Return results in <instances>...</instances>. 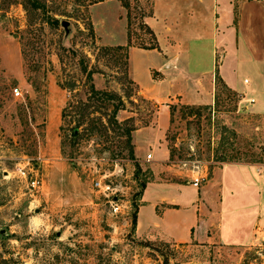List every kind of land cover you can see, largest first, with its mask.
<instances>
[{
    "label": "rangeland",
    "instance_id": "rangeland-1",
    "mask_svg": "<svg viewBox=\"0 0 264 264\" xmlns=\"http://www.w3.org/2000/svg\"><path fill=\"white\" fill-rule=\"evenodd\" d=\"M20 1L0 0V264H163L166 258L167 264H264V243L207 246L169 239L175 233L192 239L190 226L199 219V233L215 232L219 224L223 241L249 239L250 209L231 193L226 166H214L263 163L264 116L249 112L241 94L216 79L210 103L167 100L170 117L163 130L165 112L158 114L159 102L141 92L166 97L191 61L195 69L189 70L209 90L211 72L223 58V40L229 77L237 89L247 88L243 78L251 82L248 67L238 73L231 67L235 58L229 11L216 18L211 0H132L128 26L119 0H47L58 24L50 25L37 11L31 33ZM224 2L217 0L218 12ZM142 21L154 30L170 67L161 65L163 58L153 48H146L155 39ZM128 31L132 45L125 68L122 50L99 47L125 44ZM186 46L188 52L182 49ZM82 54L93 69L95 88L114 93V98L89 91L91 80L79 63ZM187 55L191 57L185 61ZM134 76L138 83L130 80ZM62 81H74V87L68 89ZM118 98L119 122L110 124ZM91 118L93 131L85 128ZM126 126L133 127L134 159L125 143ZM160 140L170 150L168 163L174 171L210 174L209 182L195 187L190 181H150L141 196V181L150 180L151 169L162 170ZM146 152L152 153L149 162L142 159ZM221 172L227 184L220 193L216 179ZM33 178L37 186L31 185ZM98 178L109 181L115 192L96 188ZM153 201L159 208L176 205H165L158 213ZM138 204L136 227L132 217Z\"/></svg>",
    "mask_w": 264,
    "mask_h": 264
},
{
    "label": "crops",
    "instance_id": "crops-1",
    "mask_svg": "<svg viewBox=\"0 0 264 264\" xmlns=\"http://www.w3.org/2000/svg\"><path fill=\"white\" fill-rule=\"evenodd\" d=\"M202 1V0H199ZM212 5L215 8L213 11L216 18H220V13H226L229 11L231 14V22L228 24L229 27L233 30V51L235 63L234 72L238 73L239 69L242 67H248V70L251 74V82L247 77L243 78V82L249 83V86L243 90H239L236 88L229 77L228 67L224 65V60L226 58V53H228V49L226 47V41H222V45L220 46L221 55L223 58H220L219 66L214 67L216 69L215 73L211 72L210 77V89L206 90V81L199 79L198 77H194L195 71H191L189 69L193 68L194 65L189 63L185 65L186 71L184 72L183 77L180 78V83H177L178 86H174L172 90H169L168 95L165 96H157L156 93L149 94L142 89V93L145 94L149 98H153V100H157L159 102V112L164 111L166 114V122L163 125V130L169 124L170 110L168 102L170 101H180L187 104H202V103H210L213 100L214 90L216 86L217 76L220 81H223L227 86L232 88L233 90L238 91L241 94V101L245 103V106L248 107L249 112L255 115L264 116V0H224L225 2L222 5L221 12H218V4L217 0H211ZM223 2V0H222ZM215 4V6H214ZM154 31V30H153ZM182 49L188 52V47H182ZM153 50L158 52L160 56L163 58L162 64H166V67H170L171 63L168 62L169 58L166 53L161 50L158 41L157 45L153 47ZM131 51V49H130ZM178 54L175 53L174 57ZM191 56L187 55V58ZM194 60V58H193ZM223 60V61H222ZM214 58L212 59V67L214 66ZM216 63V62H215ZM226 64V62H225ZM228 64V63H227ZM156 64H153V69H155ZM193 66V67H192ZM157 70V69H156ZM201 74H205V70L200 72ZM136 76L134 79L137 83L139 82ZM252 99V101H250ZM158 117V116H157ZM156 126V124H155ZM140 128H136L133 131V142L136 143L134 138V132ZM159 140V139H158ZM158 147L161 149V156L163 157L160 162L162 165V170L153 172L150 180L146 182L145 187L141 191V196L144 193V190L150 181L152 183H169L171 182H188L195 187H199L201 183L209 182L208 177L205 176L204 179L198 182L197 185L192 183L193 177L195 174L192 172L181 173V170H176L173 167V164L168 163L170 157V150L168 146L160 140L156 142ZM135 147V145H134ZM136 152V151H135ZM147 153V152H146ZM145 153V156H146ZM136 154V153H135ZM137 155V154H136ZM138 156V155H137ZM142 158L144 161H150L149 159ZM152 158V153L151 157ZM226 166V172L229 177V186L231 193L236 194V197L239 198V201L246 202V205L250 209L248 212V219L250 220V231H247L246 235H250L249 239H246L244 242H226L220 238V233L218 231L219 224L215 227V232H201L198 231V223L199 220L196 221V224L190 226V234L192 235V239H188L187 237L170 235L169 239L173 240L177 243H185L192 242L194 244H204V245H256L260 243H264V162H252V161H227L221 164H218L215 167L222 168ZM194 172V170H192ZM173 176H182L181 178H168L169 174ZM225 175L221 172L218 175V189L220 193L223 190L224 185L227 183L224 182ZM201 195L199 191L196 195L198 198ZM196 198V200L198 199ZM141 199V197H140ZM158 199V198H157ZM141 204V203H140ZM140 204H138L137 212H136V227L138 226L139 216H140ZM153 204H157L153 201ZM175 206L176 202L164 203L163 206ZM162 208H159L158 205H155V210L158 213L162 212ZM197 219V217H196ZM192 223V222H191ZM217 229V230H216ZM192 260V259H191ZM187 263L190 262L186 261ZM186 263V264H187Z\"/></svg>",
    "mask_w": 264,
    "mask_h": 264
},
{
    "label": "trees",
    "instance_id": "trees-1",
    "mask_svg": "<svg viewBox=\"0 0 264 264\" xmlns=\"http://www.w3.org/2000/svg\"><path fill=\"white\" fill-rule=\"evenodd\" d=\"M95 1H98V0H88L87 3L89 2H95ZM121 5L124 6L126 8V17H127V24L128 26H130L131 24V18H132V0H119ZM137 1V0H136ZM27 13V27H26V30L33 33L34 30H35V27H34V18L33 15L35 12H41L44 16V20L47 21L50 25L52 26H56L58 24V18L51 15L49 13V9H48V6H47V0H21L20 1ZM80 4H83V2H79ZM145 14L144 12L143 13H140V16L143 17ZM143 24L148 27L150 29V32L152 33L153 35V38L155 39V43L151 46H146V48H153L157 45V41H156V36H155V32L153 31V29L147 25L148 23L146 21H142ZM89 30L91 31V33L93 32L92 31V27L89 28ZM127 36H128V40L125 44H116V45H113V46H109V45H102L99 47V51L100 50H122V54L125 56V68L128 67V47L130 45H132V42H131V36H130V31H128L127 33ZM69 50H71V52L73 53H76L77 51L70 47L68 48ZM86 55L82 54L80 57H79V63L81 64V68L82 70L85 72L87 78L89 80H91L89 82V91L93 94H97V95H100V97H109V98H114L115 95L114 93H110L109 91H106V90H100V89H97L95 88L93 82H92V72H93V69L92 68H89L86 61ZM217 79H219V77L217 76ZM131 81H133V79H130ZM74 84L75 82L74 81H67V82H60V85L64 86V87H67L68 89H72L74 87ZM35 87L37 88L38 87V84L35 83ZM122 104V101L120 98H118V103L114 104V107L111 111V114L109 115V123L110 124H113L115 123L116 125L118 124V120L116 118V112L117 110L120 108V105ZM68 102L66 105L63 106L62 108V111H61V115L64 116L66 110L68 109ZM84 118V115L82 114V116L80 118H78V121L76 123V127H78L82 120ZM101 120V118H100ZM95 121L91 118V121L87 124L85 128L87 130H91L93 131L94 130V125ZM133 127H130V126H126L123 130H124V134H125V143H126V146L128 147V152H129V156L131 158L134 159V154H133V145L131 143V131H132ZM77 131L75 129H72V134L73 135H77ZM170 156L171 153H170ZM136 161V160H135ZM135 164L138 166V163L135 162ZM141 185L142 187L144 188L145 185H146V180H143L141 181ZM136 212H137V209L135 210V213L132 217V220L133 222L136 224ZM168 261H167V258L165 259V261L163 262V264H167Z\"/></svg>",
    "mask_w": 264,
    "mask_h": 264
},
{
    "label": "built area",
    "instance_id": "built-area-1",
    "mask_svg": "<svg viewBox=\"0 0 264 264\" xmlns=\"http://www.w3.org/2000/svg\"><path fill=\"white\" fill-rule=\"evenodd\" d=\"M13 92L15 94H18L20 92L19 87L18 86H14L13 87ZM250 101H252V99H250ZM150 157H151V152H147L146 156H145L146 160H148ZM205 176H206L205 173L201 172V174H198L195 177H193L192 183L194 185H197L199 181H201L202 179L205 178ZM30 183H31L32 186H37L38 185V179L37 178H33V179H31ZM93 183L96 186V188L101 189L103 192L106 191V192H108V194L110 192L114 193L115 190H116V189H114L113 185L110 184V182L107 181V180H102V179L98 178V179H94Z\"/></svg>",
    "mask_w": 264,
    "mask_h": 264
},
{
    "label": "water",
    "instance_id": "water-1",
    "mask_svg": "<svg viewBox=\"0 0 264 264\" xmlns=\"http://www.w3.org/2000/svg\"><path fill=\"white\" fill-rule=\"evenodd\" d=\"M62 24H64V25H65V24H66V20L62 21Z\"/></svg>",
    "mask_w": 264,
    "mask_h": 264
}]
</instances>
